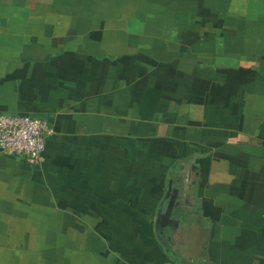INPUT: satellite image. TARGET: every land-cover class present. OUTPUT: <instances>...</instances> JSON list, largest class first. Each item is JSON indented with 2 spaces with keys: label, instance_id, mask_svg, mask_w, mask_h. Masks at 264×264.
Returning <instances> with one entry per match:
<instances>
[{
  "label": "crops",
  "instance_id": "obj_1",
  "mask_svg": "<svg viewBox=\"0 0 264 264\" xmlns=\"http://www.w3.org/2000/svg\"><path fill=\"white\" fill-rule=\"evenodd\" d=\"M4 113L52 134L0 152V264H264V0H0Z\"/></svg>",
  "mask_w": 264,
  "mask_h": 264
},
{
  "label": "built area",
  "instance_id": "obj_2",
  "mask_svg": "<svg viewBox=\"0 0 264 264\" xmlns=\"http://www.w3.org/2000/svg\"><path fill=\"white\" fill-rule=\"evenodd\" d=\"M48 124L29 115L0 114V152L24 159L31 165L44 159Z\"/></svg>",
  "mask_w": 264,
  "mask_h": 264
},
{
  "label": "flooded vegetation",
  "instance_id": "obj_3",
  "mask_svg": "<svg viewBox=\"0 0 264 264\" xmlns=\"http://www.w3.org/2000/svg\"><path fill=\"white\" fill-rule=\"evenodd\" d=\"M181 166H177L174 169V173L171 174L175 178V182L179 188L183 189L185 181L190 178V173L186 171L185 177L182 172ZM172 195L170 191L167 193V188L164 191L163 196L160 198L156 214H159L160 221L164 220L166 209L171 204ZM173 205H177V208L173 212V219L175 222H170L165 228H160L162 242L160 241L163 253L165 256L175 261L189 262L192 260L191 251L193 249V243H191V235L187 233L192 231L193 225L189 224V219L184 218L187 216L188 211L191 209L187 206V203L182 200L181 194L176 202H172ZM179 214H183V217H179ZM196 228V227H195ZM157 235V234H156ZM158 238V237H157ZM196 238V237H195ZM189 255V256H188Z\"/></svg>",
  "mask_w": 264,
  "mask_h": 264
},
{
  "label": "water",
  "instance_id": "obj_4",
  "mask_svg": "<svg viewBox=\"0 0 264 264\" xmlns=\"http://www.w3.org/2000/svg\"><path fill=\"white\" fill-rule=\"evenodd\" d=\"M175 192H177V190H175ZM173 199L171 200V204H169L168 208L166 209V213H165V217L164 220L160 221L159 219V214L156 215V220H155V233L157 234L158 240L162 242V238H161V231L160 228H165L170 222H175V219H173V208L175 205L172 204Z\"/></svg>",
  "mask_w": 264,
  "mask_h": 264
},
{
  "label": "rangeland",
  "instance_id": "obj_5",
  "mask_svg": "<svg viewBox=\"0 0 264 264\" xmlns=\"http://www.w3.org/2000/svg\"><path fill=\"white\" fill-rule=\"evenodd\" d=\"M152 210H153V208H152ZM150 212H151V211H150ZM149 221H150V220H149ZM150 222H151V221H150ZM157 247H158V249H160L159 246H157ZM197 250H198V246H197ZM196 253H197V251L194 250V255H193V256H195Z\"/></svg>",
  "mask_w": 264,
  "mask_h": 264
}]
</instances>
